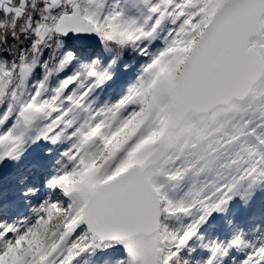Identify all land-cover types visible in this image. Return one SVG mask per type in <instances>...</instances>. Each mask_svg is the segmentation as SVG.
Wrapping results in <instances>:
<instances>
[{"label":"snow or ice","instance_id":"obj_1","mask_svg":"<svg viewBox=\"0 0 264 264\" xmlns=\"http://www.w3.org/2000/svg\"><path fill=\"white\" fill-rule=\"evenodd\" d=\"M0 264H264V0H0Z\"/></svg>","mask_w":264,"mask_h":264},{"label":"rangeland","instance_id":"obj_2","mask_svg":"<svg viewBox=\"0 0 264 264\" xmlns=\"http://www.w3.org/2000/svg\"><path fill=\"white\" fill-rule=\"evenodd\" d=\"M132 63H135V61H132ZM133 73H129V77L132 75Z\"/></svg>","mask_w":264,"mask_h":264}]
</instances>
